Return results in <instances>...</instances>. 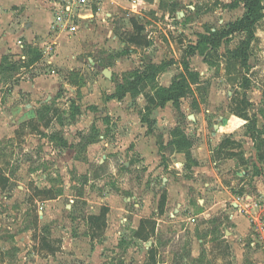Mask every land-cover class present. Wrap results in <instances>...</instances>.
<instances>
[{
	"label": "rangeland",
	"instance_id": "obj_1",
	"mask_svg": "<svg viewBox=\"0 0 264 264\" xmlns=\"http://www.w3.org/2000/svg\"><path fill=\"white\" fill-rule=\"evenodd\" d=\"M167 1L168 11L176 7L174 18L158 4L128 0L110 20H96L83 39L81 29L71 38L39 34L29 44L19 38L23 53L0 58V264H264L253 229L237 220H245L240 213L232 216L219 183L217 195H205L203 180L189 181L188 167L185 199L174 189L168 200L160 176L147 174L144 159L125 141V126H173V142L187 152L193 141L186 132L193 126H223L231 114L240 119L233 126H251L255 135V126H264V17L253 27L243 64L235 50L246 42V31L204 53L190 52L192 45H205L211 28L228 29L245 14L209 11L231 10L242 0ZM32 58L29 66H18ZM87 59L99 63L89 70L103 89L119 98L130 93L115 114L101 109L109 94L83 99L80 87L90 76L81 74L80 64ZM182 73L186 94L179 107L161 104L165 85ZM56 76L67 83L54 88L41 82L43 94L34 98L22 87L31 84H20ZM104 126L116 131L107 132L109 144L99 145ZM166 161L165 155L164 171ZM254 165L253 173L262 172ZM178 167L170 173L180 183ZM261 212L252 214L256 219Z\"/></svg>",
	"mask_w": 264,
	"mask_h": 264
},
{
	"label": "crops",
	"instance_id": "obj_2",
	"mask_svg": "<svg viewBox=\"0 0 264 264\" xmlns=\"http://www.w3.org/2000/svg\"><path fill=\"white\" fill-rule=\"evenodd\" d=\"M124 1L128 0H103L101 4L93 10L92 13L87 10L82 11L83 17H80L81 30L78 32V35L81 34V39H83L86 33L90 32V30L94 28V22L96 20H98V22L99 20L100 22H106L110 17L115 15L116 12L120 10V4H122ZM130 1L131 0L125 3H136L134 5L143 3V5H147L149 7H156L158 4L162 9L161 11L163 14L165 13L167 17L174 18L171 15V12H173L176 7L171 11H168L164 7V3L168 2L167 0ZM170 1L171 3H174L173 1L180 3L185 2L186 0ZM239 3L241 6L237 5L236 7H232L231 10H211L209 13H230L231 15L233 11L235 13L238 9L239 11L242 10V13L246 12L244 3L242 1ZM50 10L53 12L52 14L54 19L53 0H0V58L4 54L9 57V53H23L21 45L17 43L19 38H23L22 40L25 41L24 43L29 44L32 43L34 38L39 34L49 35V33H51L50 22L52 21ZM136 14H138V11L133 15ZM156 14H158V12ZM242 16L243 14L239 15L238 17L241 18ZM211 29L216 30L219 29V27H213ZM61 35L67 36L66 34ZM67 37L71 38L73 36ZM24 47H26V45ZM80 65L83 66L81 74L87 78L90 76L87 79L89 81L87 86L82 85L83 87H80V91H82L83 94V99L90 100L95 96H99L100 100H103V96L109 94L111 97H109L108 101L104 99V103H102L103 108L101 104V109L105 110L109 115L118 112L120 110V105L122 107L124 99L128 97L127 93H130L127 92L124 97L119 98V95L116 93V91L111 92V90H107L108 88L105 87L103 89L101 80H98V78L94 75L91 76L92 73L89 70V67L93 68L94 66L99 65L96 59H91L90 63H88L87 59L86 61H82V64ZM110 73H112V77L114 70L112 69ZM163 75H166V73ZM157 79L159 80L160 78ZM41 82L44 83V87L55 86L54 88L57 86L63 87V82L67 83L64 79L62 80L61 77L56 76L50 78L49 80L33 78L29 80V82L20 81V84H31L32 88L29 86L26 88L25 86L22 87H24V89H31V97L34 98V96L38 93L43 94L39 86ZM170 84L165 85V87H169ZM78 87L79 86H75L74 88L76 89ZM33 104H35V101H33L32 105L29 106L33 108ZM36 111H32L31 114L35 115L34 113H36ZM155 114L157 116V114H159V110H156ZM139 116L140 120L142 121L141 115ZM230 116L231 117L228 118L226 124L223 126L216 124L212 127L193 126V128L188 129L186 133L189 135L190 140L193 141L192 146L189 148L190 160L192 161L191 165H189V160L187 159L186 151L183 149V147L181 146L182 148H178L175 141L173 142V133L171 134L170 130L173 126H148L147 123V126H125L127 129L125 141H128V145H130L128 147L134 145V152L140 154L141 158L144 159L145 164L149 168L147 174L153 172V177H155V175L160 176L162 183L159 187V190L160 193L165 192L166 195H168V200H171L170 196L171 193L174 192V189L176 190L175 194L178 198L185 199L184 197L187 194L186 187L184 185L187 181L185 178V173L188 170V167L191 168L190 174L192 175V179L189 181H192V183L196 185L197 180H203L205 195H217L218 192L215 191L213 187L216 183H219L218 188L221 190L220 194H228V199L231 200V204L233 206L232 208L236 212L232 213V216L237 217V214L240 213L241 218L245 220L240 218L237 220L245 224L244 227L248 229V232L251 229L254 231V238L256 240V244H253L254 248L259 247L260 249H264V239L260 236L256 224L251 220L250 217L242 213L236 205V198L238 195H244L247 201L260 202L262 200L264 202V141L263 145H261V150L259 151L258 149L259 139L264 138V134H261V132H264V126H260L259 124L258 126H255V129L257 130V134L255 135L250 131L251 126H233L232 123L234 120L239 121L240 119L234 114H231ZM194 117L196 119L195 115ZM104 127V129H101V132L103 133L100 132V143L98 142L99 145L102 143L109 144L107 140V132L111 131V129L116 131L115 126H112L111 129L108 128L109 126ZM163 145L166 147H162ZM260 154L263 155V158H260ZM165 155L167 157V170L164 171L165 166L162 163V159ZM178 163H180V167H178V169L182 172V181H180V183L172 180V174L170 173V170L173 167H176ZM253 163H255V168L258 167L262 170V172L253 173ZM263 202L262 206L264 207ZM149 203L150 202H146L145 206H147ZM210 206L211 205H209L210 210H216L218 204H216L214 207ZM252 211L255 212L256 208L253 207ZM141 218L142 216H139L138 220ZM159 220L162 221L161 219H158V221ZM257 243H259V245H257Z\"/></svg>",
	"mask_w": 264,
	"mask_h": 264
},
{
	"label": "trees",
	"instance_id": "obj_3",
	"mask_svg": "<svg viewBox=\"0 0 264 264\" xmlns=\"http://www.w3.org/2000/svg\"><path fill=\"white\" fill-rule=\"evenodd\" d=\"M244 3V7L246 9L245 14L235 22H231L229 24L228 29H216L215 31H212L209 34H206L203 36L204 40L203 42L205 45H201V43H197L195 45L191 46V54L195 52L204 53L206 50H208L211 46L217 45L220 43L221 39L224 37L230 36L233 32L242 31L248 33V38L245 40L246 42H242L240 46L235 50V52H239V56H243L245 61H241V63H246L248 61V56L246 53L247 46L251 42V38L254 35L253 27L254 25L259 22L264 17V4L262 3V0H242ZM250 46V45H249ZM29 48L31 46H28ZM26 52V51H25ZM22 61V60H20ZM29 61V60H28ZM35 59H31L29 62H26L25 60L22 61L21 65H18L19 67L29 66L31 63H33ZM184 73L176 76L173 78L171 84L169 87L164 88L165 89V96L161 95L159 96L161 98V104H164L167 101H173L175 106L179 107V101L180 98L185 96L181 88L183 87V81L181 78H183ZM181 79V80H180ZM186 94V93H185ZM187 137V136H186ZM184 136V139H186ZM178 148H182L181 143H177ZM187 159L190 161V152H186Z\"/></svg>",
	"mask_w": 264,
	"mask_h": 264
},
{
	"label": "built area",
	"instance_id": "obj_4",
	"mask_svg": "<svg viewBox=\"0 0 264 264\" xmlns=\"http://www.w3.org/2000/svg\"><path fill=\"white\" fill-rule=\"evenodd\" d=\"M102 1L103 0H53L54 19L51 23L50 32L55 35L66 34L67 36H73L80 29L79 22L80 17H83L82 11L87 10L92 13ZM53 44H55V42H53ZM236 202V205L242 213L251 215V220L256 224L260 236L264 239V207L256 201H247L244 195H238ZM253 207L262 211L256 219V214H252Z\"/></svg>",
	"mask_w": 264,
	"mask_h": 264
}]
</instances>
